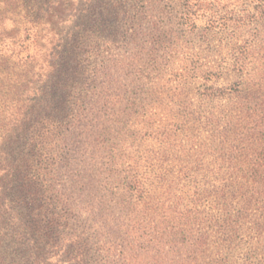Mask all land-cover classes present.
<instances>
[{
	"label": "rangeland",
	"instance_id": "374dc122",
	"mask_svg": "<svg viewBox=\"0 0 264 264\" xmlns=\"http://www.w3.org/2000/svg\"><path fill=\"white\" fill-rule=\"evenodd\" d=\"M61 1L56 14L67 15L71 9L74 15L62 36L77 34L81 39L72 65L77 62L87 73L112 68L110 80L102 75L97 79L100 87H108L113 101L97 105L110 127L103 137L105 159L97 169L98 174L104 172L102 187L108 189L110 180L113 186L125 183L122 178L129 173L138 175L149 202L169 208L180 198L181 205L192 206L194 200L204 211L199 220L205 223L208 215L222 210L212 195L216 186L264 176L255 173V165L264 164V0ZM48 2L20 0L28 5L18 7L15 24L8 20L10 12L0 7L6 19L0 31V111L5 99L21 93L37 108L24 139L12 136L2 146L19 118L7 113L11 128L6 134L0 122V253L6 264L35 259L68 264L72 250L66 248L74 246L82 232L54 202L44 151L26 140L45 132L50 117L38 105L51 96L44 79L54 33L49 25L34 30L30 22L35 5ZM100 33H110L115 43L104 45ZM73 73H64L57 87L62 91L56 93L73 109L68 121L92 89L80 75L76 84ZM95 93L106 96L101 89ZM52 126L57 124L49 122ZM84 158L77 155L71 163L80 165ZM67 184L65 176L61 185ZM246 186L249 192L253 189ZM256 206L253 215H259L262 201ZM251 240L240 235L236 246L225 251L227 264H243L248 251H264Z\"/></svg>",
	"mask_w": 264,
	"mask_h": 264
},
{
	"label": "trees",
	"instance_id": "16d2710c",
	"mask_svg": "<svg viewBox=\"0 0 264 264\" xmlns=\"http://www.w3.org/2000/svg\"><path fill=\"white\" fill-rule=\"evenodd\" d=\"M62 3L61 0L40 3L35 5L36 11L31 15L33 19L30 22L34 30H38L39 26L49 25V32L54 34L50 40V55L45 61L47 72L44 79L45 88H48L51 96L47 100L41 98L38 105L42 111L49 113L50 117L46 120L47 130L37 137L35 132L32 139L26 140H32L35 148L41 147L44 151L42 157L52 179L54 202L82 230L74 246L69 245L66 248L72 250L67 252L70 258L68 264H227L225 251L233 245L236 246L242 234L260 243L264 250V176L253 177V182L245 181L244 177L240 180L235 178L231 183L227 180L225 184L216 186L212 195L222 203V210L220 214L208 215L210 218L205 223L199 220L204 211L197 207L194 200L190 201L192 206L181 205L180 198L179 203L169 208L154 200L149 202V192L138 175L129 173L122 178L125 183L113 182L115 186L110 180L108 189L101 186L104 172L98 174L97 169L101 167V159H105L103 137L109 134L110 127L106 126L109 122L106 121V116L97 113V105L102 101L105 104L113 101L108 87H100L97 79L98 75H102L110 80L112 68L107 65L87 73L79 70L77 62L72 65L75 62L74 51L80 48L78 44L81 39L77 34L71 37L68 33L67 39L62 36L67 33L65 23L74 16L71 9L67 15L60 17L56 14L58 5ZM21 4L20 0H0V7L4 6L5 12H10L8 20L12 24L16 23L18 7L25 8L28 5ZM51 5L55 7H50ZM115 6L111 5L110 9ZM91 16L94 13L91 12ZM5 20V17L0 16V31ZM91 23L96 24L95 20ZM102 26L99 25L98 28L104 32ZM115 41L110 33L101 36L104 45H113ZM70 51L72 55L66 56L71 54ZM70 69L74 72L72 78L76 84H80L77 80L80 75L88 89L91 86L92 89L80 101L72 120L68 121L73 109L67 106L66 100L63 104V100L60 101L56 93L62 91L57 90V87L64 79V73ZM98 89L106 96L95 93ZM23 97L24 94L21 93L17 98L4 100L5 107L0 111L4 134L11 128L6 124L8 112L17 113L19 123L12 126L13 129L2 139V146L12 136L24 139L27 135L25 133L30 127L28 123L36 113V106ZM14 105L16 109L12 107ZM74 106L77 105H72ZM49 122L57 126L49 128ZM9 123L13 125L15 118L10 119ZM83 154L86 158L80 160V165H72L71 162L77 155ZM255 173H264V164L255 165ZM109 175L112 176L111 173ZM65 176L69 184L61 185ZM246 185H253V189L249 192ZM200 197L198 195V201ZM233 201H237V205L234 206ZM260 201L262 210L259 215H253L255 210L258 212L256 203ZM210 247L214 250L207 253ZM91 252L93 255L90 256ZM244 256L243 264H264V251L259 254L248 251ZM5 262V256L0 253V264H6ZM30 264L47 263L35 259Z\"/></svg>",
	"mask_w": 264,
	"mask_h": 264
}]
</instances>
